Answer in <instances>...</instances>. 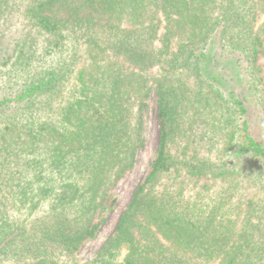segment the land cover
<instances>
[{
	"label": "trees",
	"instance_id": "1",
	"mask_svg": "<svg viewBox=\"0 0 264 264\" xmlns=\"http://www.w3.org/2000/svg\"><path fill=\"white\" fill-rule=\"evenodd\" d=\"M262 56L264 0H0V264H264Z\"/></svg>",
	"mask_w": 264,
	"mask_h": 264
},
{
	"label": "rangeland",
	"instance_id": "2",
	"mask_svg": "<svg viewBox=\"0 0 264 264\" xmlns=\"http://www.w3.org/2000/svg\"><path fill=\"white\" fill-rule=\"evenodd\" d=\"M261 65L264 66V56L260 58ZM147 131L145 134V146L137 156L135 168L118 183L115 188V195L118 198L115 209L109 214L107 221L102 226L96 238L90 240L81 249L79 257L82 260L92 258L101 248L106 239L110 237L119 222L124 210L129 205L136 186L145 177L147 170L154 158L159 146L160 128L157 120L156 95L152 94L150 106L147 112Z\"/></svg>",
	"mask_w": 264,
	"mask_h": 264
}]
</instances>
